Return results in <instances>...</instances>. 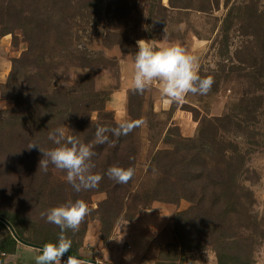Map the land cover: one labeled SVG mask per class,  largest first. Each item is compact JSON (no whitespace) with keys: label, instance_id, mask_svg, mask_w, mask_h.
Instances as JSON below:
<instances>
[{"label":"trees","instance_id":"1","mask_svg":"<svg viewBox=\"0 0 264 264\" xmlns=\"http://www.w3.org/2000/svg\"><path fill=\"white\" fill-rule=\"evenodd\" d=\"M108 1L113 22L102 34V47H118L122 58L127 53L135 56L136 41L145 36L127 25V17L137 9L138 0H0V37L11 35L13 52L20 42L25 43L19 55L10 58L7 78L0 83V99L13 101L11 107L0 109V187L20 190L24 196L16 209H0V262L15 252L18 242L42 249L46 243L57 241L60 229L46 222L41 212L83 199L90 212L78 232H66L72 242L66 256L80 258L78 249L90 219L99 221L106 243L120 221H133L154 202L177 205L186 201L187 207L177 210L157 235L163 239L171 233L172 238L159 247L153 264H178L187 248L180 243L186 234L192 244L188 248L203 249L202 242H207L216 252L217 264H239L238 253H234L236 238L261 225H250L255 217L251 210L253 193L243 184L245 178L256 176L249 166L251 152L243 144L250 139V144H256L259 133L255 126L264 106V12L257 1L225 0L221 41L227 50L230 32L237 27L244 39L233 55H244L241 64L246 63L251 70L242 75L246 89L233 91L230 96L231 112L211 115L190 102L189 94L178 108L190 111L196 126L193 135L184 136L171 122L177 107L171 103L167 120L159 119L155 101L147 91L140 95L131 87L126 89L124 120L142 119L147 130L149 152L143 172L139 163L142 127L127 136L107 133L111 143L93 149L97 153L93 171L103 178L96 189L79 193L67 183L66 173L53 165L47 172L39 170L42 153L27 148L32 142L45 150L55 147L48 134L58 127L83 143H94L98 125L114 128L120 122L107 109L109 91L97 87L95 76L108 72L117 80L114 90H118L122 58L89 47ZM147 3L146 37L155 40L171 32L167 30L172 23L169 13L212 11L219 8L220 0ZM74 69L89 71L73 77ZM234 69L241 68L233 64L228 70L220 68L219 74L225 73L224 83ZM198 73L213 77L214 84L208 94L196 95L197 101L212 99L220 89V75L214 69H200ZM93 112L96 118H92ZM111 166L133 167L135 175L128 183L118 184L106 175ZM97 195L102 197L93 208Z\"/></svg>","mask_w":264,"mask_h":264},{"label":"rangeland","instance_id":"2","mask_svg":"<svg viewBox=\"0 0 264 264\" xmlns=\"http://www.w3.org/2000/svg\"><path fill=\"white\" fill-rule=\"evenodd\" d=\"M162 1L163 3L167 4L168 0ZM236 1L239 2L240 0H231V3H235ZM253 1H257L259 10L261 12H264V0ZM110 4L111 1H108V3L102 9V21L99 26V31H97L98 33L92 37V41L89 47L94 51H99L102 49L106 56H116L120 59L122 57H120L121 52L118 47H113L112 49H103L102 47V34L105 33L108 25L113 22V8L112 6L109 7ZM147 9V0H138L137 9L133 11L132 14L129 15V17H127V25L130 28H133L138 35L145 36V39L141 40H146L148 44L152 45L155 48H160L171 44H179L183 46L190 54L198 58V71L200 69H214L219 74L220 68L223 67L228 70L232 64L235 67L237 66L241 68L234 69L233 72H230L229 77L227 78V82L225 83L223 82V79H225V73L219 74V78L221 79L220 89L212 99L201 98L200 101H197L199 98L196 95H191L190 97H188V100L190 102L198 105L202 111H208L211 115H220L225 111L231 112L232 105L229 103L230 96L233 91H237L238 93H240L246 89L247 85L245 83H242V75H244L245 72L251 70L248 68L246 63L241 64V61L245 59L244 55H240L238 58L233 55L234 50L240 47L244 39V37L241 36L242 32L240 33L237 27H234L230 32L227 50L225 49L224 44L221 41L223 38L220 33L221 23L227 11L225 0H220L218 9H214L208 12H198L195 10H177L173 11V13H169L168 15L170 16L172 23L167 28V30L170 29L171 32L173 31V34L171 35V32L167 31V36H160L155 40L146 37ZM93 28L95 29V27ZM94 29H91V32ZM15 34L20 35V31L16 30ZM24 48L25 43L20 42L17 49H15L14 51L15 56H18ZM134 57L135 56L131 55V53H127L125 56H123L122 59L119 60V64L122 62L124 65V73L125 76L127 75V77L124 78V85L121 80L122 78H120L118 90H114L115 85L118 83L117 80L108 72L101 71L95 76L97 87L107 89L109 91L110 96L107 109L114 112V119L116 121L124 120L123 118L120 119L122 113L121 111H124L123 117H125V87L126 84L129 85V79H131L130 76L132 75L131 72L127 73V71L130 66L132 67L131 63H134ZM88 71V69H74L73 77L79 73H87ZM147 95L152 100H155L157 98H160L161 93L159 90H157V88L151 85V87L147 90ZM6 100H9L13 105V101L11 99ZM181 103H172L173 107H177V109L173 111L171 118V122H173L174 124L176 123L173 120V117L177 111L187 112L191 117L190 120L193 121L190 111L178 108ZM169 108L170 106L166 110L155 109V111H157V117L162 120H167ZM259 111L262 113H260L259 123H257L255 126L256 130L259 133L256 136V144H250L249 141L251 139L243 144V147L247 148L251 152L249 166L256 172V176L248 179L245 178L243 180V184L248 187L253 193L254 202L251 205V210L252 214L255 217H253V219L250 221V225L252 227H257L258 222H260L261 225L259 228L255 230H253L252 228L251 230L245 232L241 237L236 238V244H234V247H236V249H234V253H238L237 263L239 264H264V106L261 107ZM92 118H96L95 112L92 113ZM177 120L178 122H183L185 119L182 116H178ZM186 126L187 125L185 124V132L187 131ZM141 137L142 146L139 156V163L140 171L143 172L146 169V162L148 160L149 152L147 130L145 124L141 129ZM23 197L24 196L20 193V190H7L5 187H0V209H16L18 205L23 203V200L21 199ZM101 197L102 195H97L93 198V208L97 207L98 200ZM187 205L188 203L186 201H181L177 205L154 202L152 204V208L155 210V212H163L164 210H169L172 217L177 210L184 209L185 207H187ZM254 218L256 220L255 223ZM126 223L128 222L120 221V223L115 228L112 236L120 234L122 232L121 229L126 225ZM160 238L161 237H157L151 244L149 256H147L148 259L154 257L156 258L159 247L166 241H169L170 238H172V234L170 233V235H168V238L167 235H164L163 239ZM189 240V236L186 234L184 235L183 240L180 242L183 244V247L187 248H185V251L181 254L180 259H178V264H217L216 252L212 248V246L207 245V242H202L205 243L203 244L205 245L203 249L188 248L190 245H192L189 243ZM125 244L126 243H124V245ZM39 250V248L24 244L22 242H18L15 252L13 254L5 255L3 261H1L0 264H35V257L40 254ZM121 251L122 252L120 253L122 254V256L114 257L116 253L114 249L108 247L105 248V246L102 244V235L99 221L97 219H90L87 223L85 236L83 237L81 246L78 249L80 258L77 259L83 261L84 264H101L102 262L99 261V258L108 261H115L118 259L124 260L126 257H134L136 252L134 247L129 251L125 249ZM67 257L68 256L64 255L62 259L66 260ZM130 262L135 263L133 258H130L129 263ZM142 264L147 263L145 262Z\"/></svg>","mask_w":264,"mask_h":264},{"label":"clouds","instance_id":"3","mask_svg":"<svg viewBox=\"0 0 264 264\" xmlns=\"http://www.w3.org/2000/svg\"><path fill=\"white\" fill-rule=\"evenodd\" d=\"M137 46L131 83V90L136 94L142 95L154 81L159 82L161 96L169 103H181L189 94L206 95L211 91L213 77L199 75L198 58L183 46L171 44L155 48L146 40H138ZM144 124V120L136 119L120 121L114 128L98 125L94 143H83L77 136L68 135L65 128L58 127L48 134V139L55 147L45 150L38 143L32 142L27 148H36L42 153L39 170L47 172L51 164L66 173L65 179L75 192L89 191L96 189L103 178L93 171V157L97 155L94 147L111 143L107 133H111L113 137L127 136ZM106 175L118 184H126L135 175V169L111 166ZM89 212V206L83 199L69 200L41 212V216L46 217V222L56 225L60 233L57 241L48 242L39 250L35 264H84L70 255L66 260L62 258L71 250L72 242L67 238L66 232H78Z\"/></svg>","mask_w":264,"mask_h":264},{"label":"crops","instance_id":"4","mask_svg":"<svg viewBox=\"0 0 264 264\" xmlns=\"http://www.w3.org/2000/svg\"><path fill=\"white\" fill-rule=\"evenodd\" d=\"M15 53L11 51V35L7 34L0 37V83L5 82L7 75L10 70V58L14 57ZM122 61V60H121ZM125 62V61H124ZM132 67L130 66L128 68V72H131L133 75L134 70V63H131ZM126 70V69H125ZM120 71H121V80L124 85V65L121 62L120 63ZM126 72V71H125ZM132 75L130 76L131 79H129V85L126 83L125 91L127 88L131 87L132 83ZM126 81V80H125ZM157 90L160 91V84L159 82H153L152 84ZM123 89V88H122ZM123 91V90H122ZM155 103V109H163L166 110L170 106L171 103L167 102L166 98H163L160 96V98H157L154 100ZM12 104L9 100L6 99H0V109L1 108H7L11 107ZM120 119H124V111H121ZM178 116H182L185 120L183 122H178L177 118ZM190 115L187 112L184 111H177L173 117V120L176 124H178L180 128V132L184 136H191L194 132L195 128V122L190 120ZM186 126V132L184 125ZM171 218V214L169 210H164L163 212H155V210L152 209H146L143 210L133 221L126 223L125 226L121 229L122 232L116 236H112L106 243L103 242L102 244L105 246V248H112L116 252L114 257L122 256L120 252L121 250L125 249L127 251L132 250L133 247L135 248L136 252L134 257H130L134 259L135 263L130 262V258L126 257L123 259H118L115 261H108V260H102L99 258V261H101L104 264H153L154 258L148 259L147 256H149L150 246L153 243V241L156 239L157 235L161 232V230L169 223ZM124 243H126L124 245Z\"/></svg>","mask_w":264,"mask_h":264},{"label":"water","instance_id":"5","mask_svg":"<svg viewBox=\"0 0 264 264\" xmlns=\"http://www.w3.org/2000/svg\"><path fill=\"white\" fill-rule=\"evenodd\" d=\"M102 264V263H101Z\"/></svg>","mask_w":264,"mask_h":264}]
</instances>
